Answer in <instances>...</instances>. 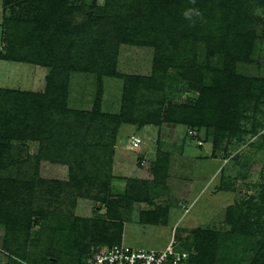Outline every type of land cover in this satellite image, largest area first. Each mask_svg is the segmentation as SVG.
I'll use <instances>...</instances> for the list:
<instances>
[{
  "label": "rangeland",
  "instance_id": "374dc122",
  "mask_svg": "<svg viewBox=\"0 0 264 264\" xmlns=\"http://www.w3.org/2000/svg\"><path fill=\"white\" fill-rule=\"evenodd\" d=\"M82 1L104 6L106 0ZM20 8L15 7L12 13L10 6L5 7V0H0V54L7 46L3 25L6 17H28ZM254 10L260 17L251 24L257 32L254 56L236 65L239 73L256 79L255 87L264 93V7L259 3ZM61 14L83 24L79 12ZM190 24L183 20L179 31ZM78 40L75 36L71 42ZM200 44L205 46L204 41ZM205 53L207 49L200 47L197 61L204 64L203 84L212 87L215 77L222 76L221 70L225 69L226 54L217 52L208 60ZM178 57L177 64L172 60L161 67L156 62L154 45L123 42L110 74L100 77L97 72L71 73L69 108L92 114L88 117L91 129L86 141L103 140L99 132L105 129V120V135L115 137L114 150L111 158L87 156L88 169L97 178L81 189L73 185L68 164L40 162L31 207L48 215L33 214L28 234L19 235L21 239L30 238L27 255L41 256L53 246L64 252L58 262L51 264H84L94 253L116 244L163 249L171 242L177 249L190 246L196 254L190 236L204 229L217 236L215 264H264V227L259 228L256 212L258 207L264 208V113H240V120L230 130H223L220 120L218 124L211 121L214 124L210 127L165 122L166 113L182 105H194L199 93L193 87L196 77L187 78L180 67L183 62L192 65L194 60ZM157 68L158 92L150 95L139 90L135 96L131 92L128 100L124 98L125 88L133 85L135 77H151ZM48 73L49 69L41 65L0 59V89L41 92L47 86ZM125 102L129 103L125 117L142 122H122L115 136L113 129L125 110ZM216 116L217 112L213 119ZM132 135L142 138L139 146L130 143ZM10 143L14 146L8 152L11 165L0 169V178L17 181L24 178L22 171L27 172L26 177L33 176L40 141L13 138ZM10 188L15 189V185L11 183ZM27 209L26 204L19 208L23 212ZM3 218L0 216V264H31L29 256L22 258L8 248ZM47 234L53 235L52 244L43 238ZM103 234L117 239L116 243L105 242ZM72 248L81 253L74 260ZM48 260L52 262L54 257L49 255Z\"/></svg>",
  "mask_w": 264,
  "mask_h": 264
},
{
  "label": "trees",
  "instance_id": "16d2710c",
  "mask_svg": "<svg viewBox=\"0 0 264 264\" xmlns=\"http://www.w3.org/2000/svg\"><path fill=\"white\" fill-rule=\"evenodd\" d=\"M259 3L264 7V0H106L104 6L96 3L91 6L82 0H5V7L10 6L11 12L19 6L28 17L21 14L17 18L6 17L3 25L7 46L0 59L29 62L49 69L44 91L0 89V169L11 165L8 152L14 150L10 143L13 138L40 141L33 176L26 177L27 172L22 171L25 179L9 181L0 178V195H4L0 198V216L4 217L7 226L8 248L11 247L22 258L29 256L31 264H51L63 257L64 251L53 246L41 256L33 253L27 255L30 238L25 236L21 239L19 235L21 232L28 234L33 214L39 212L45 217L48 215L40 208L31 207L35 176L39 174L42 160L68 164L73 185L81 189L97 178L88 169L87 156L98 159L100 154L101 157L110 155L111 158L115 137L105 135L107 127L105 120H102L105 129H101V126L98 128L100 132L96 130L103 140L93 143L86 141L91 129L88 117L92 114L69 108V86L74 71L97 72L100 77L110 74L115 69L121 43L154 45L156 62L161 67H167L172 60L177 64L178 56H190L194 60L192 65L183 62L180 67L187 78L196 77L193 87L199 92L197 101L194 105L171 109L165 115V122L181 125L191 122L210 127L220 120L225 126L223 130H230L240 120V113H264V93L255 87L256 79L239 73L236 65L254 56L257 32L251 28V24L254 19L260 18L254 14V7ZM190 9L198 12V15L194 13L186 18L184 13ZM76 12L84 18L83 24L61 14ZM183 20L191 24L179 31L178 26ZM75 36L79 37L78 42H71ZM202 41L205 46L200 44ZM200 47L207 49L205 57L208 60L217 52L226 54L223 58L225 69L221 70L222 76L215 77L216 82L212 87L203 84L204 64L197 61L201 56ZM156 75L158 68L151 77H135L133 85L125 88L124 98L128 100L131 92L135 96L139 90L150 95L158 92ZM99 104L97 101L96 107ZM128 106L129 103L125 102V110L115 123V136L122 122H142L137 118L125 117ZM216 112L217 116L213 119L212 115ZM139 116L147 118L146 115ZM217 131L219 133L220 129ZM6 153L7 157L4 158ZM11 183L15 185L13 190ZM25 204L28 205L26 212L19 210ZM256 212L259 228H262L264 225L260 223L264 221V208L258 207ZM103 235L105 242L116 243L117 239ZM43 238L50 243L54 241L52 234ZM216 238V235L204 229L193 231L190 241L197 253H192L189 244L185 247L191 252L188 263L215 264ZM72 250L71 260H74L81 253L78 249ZM49 255L54 257V261L48 260Z\"/></svg>",
  "mask_w": 264,
  "mask_h": 264
},
{
  "label": "built area",
  "instance_id": "2783aa9c",
  "mask_svg": "<svg viewBox=\"0 0 264 264\" xmlns=\"http://www.w3.org/2000/svg\"><path fill=\"white\" fill-rule=\"evenodd\" d=\"M141 142L138 135L130 138L132 146ZM190 256L191 252L177 249L173 242L163 249L116 244L94 253L84 264H189Z\"/></svg>",
  "mask_w": 264,
  "mask_h": 264
},
{
  "label": "clouds",
  "instance_id": "9594fccd",
  "mask_svg": "<svg viewBox=\"0 0 264 264\" xmlns=\"http://www.w3.org/2000/svg\"><path fill=\"white\" fill-rule=\"evenodd\" d=\"M194 13L198 15V12H195V10L190 9V10L186 11V12L184 13V15H185L186 18H190V16H191L192 14H194Z\"/></svg>",
  "mask_w": 264,
  "mask_h": 264
}]
</instances>
